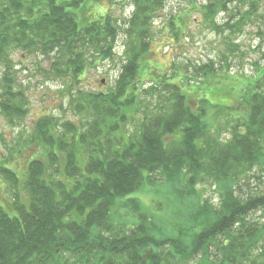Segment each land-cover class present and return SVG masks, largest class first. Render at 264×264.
Instances as JSON below:
<instances>
[{
	"label": "trees",
	"instance_id": "16d2710c",
	"mask_svg": "<svg viewBox=\"0 0 264 264\" xmlns=\"http://www.w3.org/2000/svg\"><path fill=\"white\" fill-rule=\"evenodd\" d=\"M101 1L117 0H0V61L8 89L0 98L9 99H1L2 111L24 113V95L14 93L8 81L16 71L10 54L21 49L53 58L55 76L74 78L77 92L70 105L83 115L79 124L49 115L37 120L32 140L42 149L28 164L26 199L17 192L10 204L0 201V264H188L201 259L256 264L254 251L264 248V193L244 198L237 187L264 158V67L245 90L247 115L222 139V129L206 120L208 99L200 100L195 111L171 77L152 79L147 87L140 83L152 19L165 0H133V15L124 25L111 14L86 22L74 11ZM234 1L202 5L216 30L242 32L254 17L264 20L263 0H243L240 5L250 6L246 11L230 7ZM192 3L197 8L196 0ZM222 11L231 14L220 24L216 16ZM169 25L178 37L175 19ZM121 30L127 42L115 85L81 90L76 85L95 55L114 60ZM195 74L203 77L200 81L218 75L214 62L199 65ZM195 74L187 75L197 79ZM139 110L138 132L129 133V120ZM0 176L18 190L17 171L0 164ZM206 179L217 185L216 205L199 188ZM147 186L170 189L167 199L177 208L178 220L170 223L169 216L151 211L135 196ZM119 206L133 220L116 218ZM158 208L165 211L163 204ZM255 211L262 212L259 220L249 217ZM213 253L219 261H208Z\"/></svg>",
	"mask_w": 264,
	"mask_h": 264
},
{
	"label": "rangeland",
	"instance_id": "374dc122",
	"mask_svg": "<svg viewBox=\"0 0 264 264\" xmlns=\"http://www.w3.org/2000/svg\"><path fill=\"white\" fill-rule=\"evenodd\" d=\"M242 1L235 0L230 7L234 10H248L250 6L240 5ZM206 3H209V0H196L197 8H194L192 0H165L164 7L152 19L151 46L145 60H142L145 72L140 83H144V87H147L152 79L160 81L169 76L170 82L182 86L193 107L199 104L200 100L208 99L210 105L207 106L206 120L215 126L214 129H222V139H228L230 130L237 124L238 119L247 115V104L244 103L243 97L248 83L253 84L255 77L259 74V68L264 67V34H260L264 30V20L254 17L252 22L244 26L242 32L216 30L205 18L202 5ZM85 5L83 11L82 9L74 11L86 22L99 20L101 16L111 14L121 25H124L125 20L131 18L134 10L133 0H117L112 3L88 2ZM230 14L231 12L222 11L216 16L217 22L224 23ZM261 14H264V0ZM238 18L240 16H237ZM173 19H175L176 30L180 28L178 37L169 25ZM126 42V34L121 30L114 60H102L95 55L93 64H88L83 81L76 86L85 92L113 87L119 75ZM54 56L55 54L51 57ZM9 59L13 61L10 64L16 71L11 72L8 81H13L14 93L24 95V113L21 117L8 115L0 106V164L17 171L22 181L17 190L14 185L0 176V201L4 204H10L17 192L22 200L26 199L27 193L23 182L28 164L31 158L41 154L42 149L32 140L35 138L37 120L44 115H49L59 118L60 123L67 120L79 124L83 116L75 112L74 105H70L73 94L77 92V89L73 87L74 78L55 76L51 71L53 58L44 57L40 53L14 49ZM212 62L218 75L216 77L210 75L205 81H200L203 77L195 74L196 68ZM4 72L5 65L0 61V96H3L6 90L8 91ZM187 74L193 76L195 74L197 79H192ZM9 92H12V89H9ZM142 94L144 97L147 96L145 93ZM6 98L1 97L0 101L5 99L6 102ZM198 106L195 107V111ZM139 111L134 119L129 120L127 125L129 133L138 132L142 118V111ZM83 154L81 152V156ZM55 168H58V164H55ZM243 176L237 187L239 195L247 198L255 191L264 193V158L252 169L247 170ZM156 177L162 179L160 176ZM162 187L147 186L135 196L140 198L146 207L152 208L151 211L157 213L160 211L159 214L169 216V222L173 223L179 218L175 215L177 208L167 199L171 196L170 189ZM216 187V183L209 179L199 185L205 199L215 205L219 203ZM161 204L165 207V211L159 210L158 207ZM184 210L188 211L189 208L185 207ZM180 213L184 214L182 210ZM114 215L119 219L133 220L129 212L120 206L114 210ZM261 215V211H255L249 217L252 220H259ZM185 222L187 223L186 220ZM163 225L171 228L169 225ZM262 245L264 246V241ZM260 248L254 251L253 258L256 264H264V248L261 246ZM219 259L220 257L213 253L210 254L208 261L214 262ZM188 264L206 263H202L201 259V261L193 260Z\"/></svg>",
	"mask_w": 264,
	"mask_h": 264
}]
</instances>
